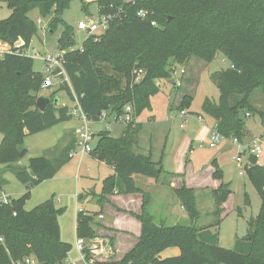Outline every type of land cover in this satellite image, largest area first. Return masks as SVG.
Masks as SVG:
<instances>
[{"label":"trees","instance_id":"16d2710c","mask_svg":"<svg viewBox=\"0 0 264 264\" xmlns=\"http://www.w3.org/2000/svg\"><path fill=\"white\" fill-rule=\"evenodd\" d=\"M0 1L11 10L9 18L0 20L1 41L11 45L21 41L23 49H29L40 31L29 16L35 10L40 18H49L50 34L63 27L57 50L65 52L70 84H62L56 92L66 91L70 101L74 93L89 121L100 122L104 112L107 117L118 118L124 116L128 105L134 108L136 122L127 125L120 138H114L109 130L99 132L90 156L115 171L103 183L97 201L101 208L114 194L144 195L142 214H133L141 222L142 232L138 244L123 259L97 264H264V167L256 156L250 158L247 177L261 199L260 212L247 223V234L237 238L235 249L227 250L219 246V230L224 205L233 194L230 184L222 182L211 191L213 221L200 227L195 190L183 181L174 192L190 224H157L149 210L151 195L143 192L134 177L158 182L164 175L163 166L161 162L154 163L151 155L133 152L142 129L137 119L151 109V98L160 92L158 81H173L172 75L181 66V82H173L175 88L181 89L184 67L195 59L211 64L221 53L231 64L211 74L220 92L219 102L206 98L202 106L203 113L215 121L214 130L219 135L242 142L247 136L245 113H259L264 119V113L250 103L256 90L261 89L264 95V0H96L99 16L110 19L108 28L89 36L81 48L76 46L75 28L63 20L72 0ZM84 8L87 10V5ZM140 70L144 75L137 82ZM45 78L34 70L31 57L6 54L0 59V165L8 169L28 156V150L23 148L27 136L72 119L67 106L55 104L54 93L48 96L51 103L45 111L38 109ZM192 102V96L184 95L173 108L184 112ZM62 142L44 156L31 158L28 168L15 166L16 177L27 189L21 198L0 205V264L30 257L38 264H66L71 245L61 239L59 216L64 209H58L53 199L33 210L25 209L32 189L54 178L72 160L76 139L66 147ZM212 166V177L223 181V171L216 160ZM3 173L0 171V193L5 184ZM245 204L250 206L247 195ZM238 213L241 217V211ZM97 216L78 213V238L98 237L93 227ZM173 247L180 250V256L160 258L163 251Z\"/></svg>","mask_w":264,"mask_h":264},{"label":"rangeland","instance_id":"374dc122","mask_svg":"<svg viewBox=\"0 0 264 264\" xmlns=\"http://www.w3.org/2000/svg\"><path fill=\"white\" fill-rule=\"evenodd\" d=\"M85 5H87V10L84 8ZM10 15L11 10L8 5L0 1V20H5ZM37 16L40 17L38 10L31 13L32 20L36 19ZM98 16L96 0H72L70 7L64 12V22L76 30L77 48H81L83 42L88 38L86 31L78 30L79 22L88 23L90 20L97 21ZM41 19V23L34 20L37 23L38 29L41 30L43 28V31L38 32V35L33 39L32 46L28 49V51L31 50L30 55L32 57H34L33 51L39 52L42 55L56 52L57 40L63 31V27L59 26L54 34H50L48 27L49 18ZM98 34L101 33L98 32ZM194 61L197 63L195 65L193 64L188 71L193 81V83L191 82L192 86L182 85L181 89H177L174 84H169V80L161 82L160 86L161 95L166 98H168L166 94L171 95L173 102L184 95L193 97L190 108L184 112L187 116L182 118L177 111L176 113L175 111L172 113L170 108H166L164 115L160 118L156 120L152 119V122L145 123L146 125H144L141 136L146 141L151 140V145L154 150L153 153L161 159L164 171L163 181L166 178L169 184V178H173L172 175L184 174L186 177V174H188L192 176L189 182L190 185L198 187V189L194 190L197 196L198 209L201 214L197 222V225L200 227L209 221H213V216L211 215V212L215 208L214 197L211 193L213 184L209 177V170L207 172L206 168L211 167V162L215 158L218 159L217 164L223 170V180L225 183L230 184L233 192L229 200V205L227 206V212L230 215L225 219L219 230V246L227 250H234L237 238H242L247 234V223L258 216L261 208V199L257 190L249 181L247 173L245 176L240 175V165L236 161L240 149L237 146L229 145L227 141L217 144L215 148H211L209 145L212 142L214 120L212 117L203 113L202 106L206 98H209L214 103L219 102L220 92L212 80L211 74L226 70L231 67V64L221 53L218 54L215 61L211 64L198 59ZM182 68L179 66L177 72L172 75L173 82L175 79L177 85L179 81L181 82L180 76ZM34 70L46 74L45 65L39 59H34ZM58 89L59 87L56 86L50 91H42L40 96L48 97L51 93H54L53 99L60 100L59 105L61 106L69 100V96L66 91L60 90L56 92ZM165 102L168 106V101L165 100ZM250 103L260 112L264 113V95L261 89L253 93ZM144 114L150 115V110H147ZM175 114H177L176 118H172L175 117ZM77 122L73 118L45 132L27 136L24 140L23 148L28 150V156L15 166L17 168H28L30 158L42 156L43 150L54 146L58 142L64 129L75 127L78 124ZM91 129L93 133L98 134L100 129H105V123H93ZM123 129V126L116 125L113 128L114 135H119L117 133H121ZM246 129L247 136L241 140L242 142L250 141L264 135V119L262 116L256 113L246 118ZM2 138L3 136L0 133V144ZM192 150H194V153L191 155ZM80 158V149L76 147L74 156L67 166L61 169L54 178L46 180L38 187L32 189L29 199L25 202V209L28 211L33 210L38 205L52 199L59 208L64 209V212L59 216V221L62 228L61 239L63 242L71 245L68 261L83 264L76 245L77 214L79 212H99L100 207L97 201L102 194L103 179L111 174V170L105 164L103 165V163L97 162L96 159L90 156L85 157L82 164L79 165ZM243 159L244 164L248 163V154ZM258 159L259 165L264 167V146L263 152L258 156ZM15 166L8 169V167L0 165V171H5L2 174L5 180L2 194L11 199L21 198L27 189L26 185L16 177L14 173ZM77 177L78 179L76 180ZM85 192H88V194L86 193L85 195ZM161 195L167 198L166 204L156 199V196L155 198L151 197L154 200H151L149 210L155 222L166 226H172L174 224L173 220L164 221V215H166V209L168 207L169 211L174 213V218H177L179 223L189 225L190 221L184 217L179 199L174 197L167 189L161 190ZM246 195L249 198L250 206H246L245 204ZM239 211H241V217L239 216ZM95 214L97 213H93V215ZM97 220L98 218L95 217L93 227L98 233L104 229V225L97 223ZM213 231L215 232V230Z\"/></svg>","mask_w":264,"mask_h":264},{"label":"crops","instance_id":"0c3cea01","mask_svg":"<svg viewBox=\"0 0 264 264\" xmlns=\"http://www.w3.org/2000/svg\"><path fill=\"white\" fill-rule=\"evenodd\" d=\"M127 1L130 2L132 0H127ZM29 16L31 17V14ZM34 20H36V21H39L40 20L42 22V19L39 16H37V18L34 19ZM40 31L42 32L43 31V28ZM58 40H57V43H58ZM31 46H32V44H31ZM57 51L58 50H57V44H56V52ZM196 63L197 62H195L194 60H192V61H190L188 63V65L186 67H184V70L186 71V74H185V76H184V78L182 80V85L189 86V87L192 86V83H191L192 79H191V76L188 73V71L193 66V64L195 65ZM165 81H160L158 83L159 86H161V82H165ZM169 84H173V82L172 81H169ZM48 91H50V90H48ZM160 91H161V87H160ZM166 96L168 98L164 97L159 92V94L156 97L155 96L152 97L151 98V109H150V113L151 114L150 115H145L144 113L147 111V110H145L142 113V115L137 119V122L142 125V129H141V131H140V133L138 135V138H137V146H135L133 148V152L136 155H139V154L140 155H144V156L151 155L152 161L154 163L161 162V159H159L158 157H156L155 154L153 153L154 150H153L152 145H151V140L149 139L148 141H146V140H144L142 138L141 135H142V131L144 129V125H146L145 123L146 122H149L150 123V122H152V119L156 120L157 118H160L162 115H164V112H165L166 108H170L171 112L174 113L175 108H173L174 102H173L172 96L171 95H167V94H166ZM163 98L166 101H168V106H167V104H166V102H165V100ZM71 103L72 102L70 100H68V101H66L65 104H63V105L60 106L59 105L60 104V100H58L57 106L58 107L67 106L69 108L70 105H71ZM175 113H176V111H175ZM177 113H179L182 118H185L187 116L186 115V116L183 117V115L181 114L182 112H180V111H177ZM176 115L177 114H175V117H172V118H176ZM150 119H151V121H150ZM77 121H78L77 122L78 124L75 127L64 129L63 130V134H62V136L59 137L58 142L54 146H50L49 148L43 150V155L42 156L45 155V152L46 151H48L50 149H53L56 145H58L59 142H62L63 141L61 144H62L63 147H66L71 142H73V140H75V139L77 140V138H76V130H77V128L80 125L79 120H77ZM98 123H105V129L104 130L100 129L99 132L105 131V130H109L114 138H120L123 135V133H124V131L126 129V124L116 123V122L113 121L112 117H108L105 120H101ZM59 125H57V126H59ZM116 125H120V126H123L124 127V129L121 131V133H117L119 135H114V132H113V128ZM57 126H55V127H57ZM214 128H215V121H214V126L212 128V133L214 131ZM94 136L96 137L97 136V133H94ZM95 140H96L95 141V144H96L97 138H95ZM251 141L252 140H250V141L249 140L243 141L240 144L247 145ZM228 143H229V145L236 146V145H234V144H232L230 142H228ZM216 147H217V145H216ZM193 153H194V150H192L190 154L192 155ZM49 156L51 157V155H49ZM88 156H90V155H88ZM88 156H81L79 165H81L83 159L85 157H88ZM36 157H41V156H35L33 158H36ZM214 160H216V162H218V159L217 158H215ZM97 162L103 163V162H100L98 160H97ZM212 162H211V167H207L206 168L207 169V172L209 170V172H208L209 173V177L211 178V182L213 184V186L211 187V191L218 189L219 186L221 185V183L224 182V180L223 181H219V180H215L212 177V175H213V173L215 171L214 167L212 166ZM104 164L105 163H103V165ZM105 166H107L111 170V174L109 176H107L106 178H108V177H110V176H112V175L115 174V171H114V168L113 167L108 166L106 164H105ZM78 177L76 178V180L78 179ZM163 177H164V175H163ZM191 177L192 176H189L188 174H186V177H184V179L177 178L175 176H173V178H169L168 177L169 178V181H170L169 184H168V180L166 178H165V181H163L162 178H161L158 182H156L155 180L146 179V178L139 177V176L138 177H134V178L138 182V184L140 185V187H141V189L143 190L144 193L151 195L152 198L153 197L155 198V196H156V199H159V200H161L162 202H164L166 204L167 203L166 202L167 198H165L162 195L160 196V192L163 189H167V191H169L171 194H173L174 197H176V198H177V196H176L174 190L177 189V188H179L182 185L183 181L185 182V184H186V186L188 188L195 189V190L198 189V187H194V186H191L190 185L189 182L191 180ZM105 179H103V182L105 181ZM102 185H103V183H102ZM86 193L88 194V192H85V195H86ZM158 194H159V196H158ZM230 198H229V200H230ZM108 200H109V202L106 203L103 206V208H101L99 206L100 207L99 212H85V213H90V214H93V213H97L98 214V216H97V218H98L97 223L103 224L104 225L103 226L104 229H102L101 231H99L97 233V236L99 238H102V239L108 241L109 244H110V246L113 249L112 255L107 260L102 261V263L107 262V261H120L121 259H123L124 256L126 254H128L131 250H133L135 248V246L138 244L139 238H140L141 232H142V224H141V222L136 217H134V215H141L142 214V211H143V201H144V195L143 194H131V195L114 194V195L108 196ZM229 200L224 205V214L222 216L223 217L222 224L225 221V219L230 215V213L227 212V206L229 205ZM56 207L58 209H62V208H59V206H57V204H56ZM181 210L184 212V217L188 218L186 211L182 207H181ZM173 214L174 213L173 212H170L169 209H168V207H167V209H166V215H164V218H165L164 221L167 222V221L173 220V223L174 224L172 226H174L176 224H179L178 219L177 218H174V215ZM77 216H78V214H77ZM100 216H103V218H100ZM59 223H60V221H59ZM60 229L62 231L61 225H60ZM220 229H221V226H220ZM76 230H77V218H76ZM77 239H78V237H77ZM76 242H77V240H76ZM180 254H181L180 250L178 248H176V247H173V248H169V249H166L165 251H163L160 254V258L161 259H168V258L178 257V256H180ZM80 256H81V254H80ZM81 259H82V256H81ZM112 259H114V260H112ZM66 264H79V263H76V262L75 263H71V262H69L67 260ZM83 264H85L84 261H83Z\"/></svg>","mask_w":264,"mask_h":264},{"label":"built area","instance_id":"2783aa9c","mask_svg":"<svg viewBox=\"0 0 264 264\" xmlns=\"http://www.w3.org/2000/svg\"><path fill=\"white\" fill-rule=\"evenodd\" d=\"M141 17H145V13L141 12L139 14ZM98 20H90L88 23L86 22H80L78 24V30L79 31H86L88 33V37L91 35H95L98 32L102 33L106 31L108 28L109 18L106 17H100L98 16ZM38 23H41L40 20L37 21ZM153 26H157L156 23L152 24ZM23 42L19 41L15 43L14 45H11L7 42L0 40V59H3V57L6 54H17L20 56H26L31 57L33 59H39L41 60L46 69L45 75V81L42 85V91H48L53 89L54 87H60L62 84L67 83L70 84L66 69H65V52H53V53H47L42 55L39 52L33 51V56L30 55V51L28 49H23ZM144 73L143 71H139L136 73L137 76V82L141 80ZM74 100L71 101V105L69 107V115L72 118H75L79 120L80 125L76 130V147L80 149L81 156L90 155V153L94 149L95 145V136L92 132L91 125L92 122L89 121L84 114L80 102L78 100V97L73 93ZM183 116H186L184 112L181 113ZM246 118L251 117L250 113H245ZM107 117V114L104 112L102 114L101 120H105ZM113 121L116 123H123L129 125L134 122H136L134 118V108L131 105H128L125 107V114L121 117H112ZM263 139L264 135H262L259 138L253 139L249 144L242 145L236 139H228L221 135H219L215 130L212 133V142L210 143L211 148H215L217 144L227 141L234 145H236L240 152L237 155L236 161L240 165V175L245 176L246 168L251 165L250 158L251 156H258L263 152ZM75 150L72 152V157L74 156ZM248 154V163L244 164V156ZM11 202V198L8 196L0 193V205H8ZM100 218H103V216H100ZM77 249L79 253L82 256V260L85 264H97L100 263V261L107 260L113 253V249L110 246L109 242L102 239V238H95L92 240H86L84 238H78L77 239ZM89 254V255H88ZM12 264H38L37 261L33 258H27L24 261L15 262Z\"/></svg>","mask_w":264,"mask_h":264},{"label":"water","instance_id":"95a60500","mask_svg":"<svg viewBox=\"0 0 264 264\" xmlns=\"http://www.w3.org/2000/svg\"><path fill=\"white\" fill-rule=\"evenodd\" d=\"M52 34V32H51ZM173 82V81H172ZM51 103V99L47 96H41L39 97V99L37 100V107L38 109L43 112L45 111L46 107L48 104ZM55 104L57 105L58 104V100L55 101Z\"/></svg>","mask_w":264,"mask_h":264}]
</instances>
